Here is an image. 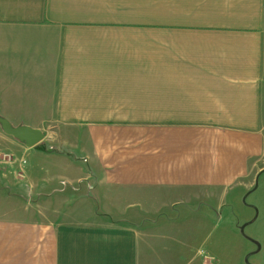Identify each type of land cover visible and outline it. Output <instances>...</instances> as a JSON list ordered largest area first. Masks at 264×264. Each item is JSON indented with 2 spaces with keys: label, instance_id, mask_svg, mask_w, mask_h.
I'll return each instance as SVG.
<instances>
[{
  "label": "crops",
  "instance_id": "0c3cea01",
  "mask_svg": "<svg viewBox=\"0 0 264 264\" xmlns=\"http://www.w3.org/2000/svg\"><path fill=\"white\" fill-rule=\"evenodd\" d=\"M0 117V264H264V0H0Z\"/></svg>",
  "mask_w": 264,
  "mask_h": 264
},
{
  "label": "rangeland",
  "instance_id": "374dc122",
  "mask_svg": "<svg viewBox=\"0 0 264 264\" xmlns=\"http://www.w3.org/2000/svg\"><path fill=\"white\" fill-rule=\"evenodd\" d=\"M4 154L10 155L13 158V160L15 159V163H14L12 170L16 169L20 164V161L17 160L18 158H17L16 154L14 152H9V153H4ZM4 154L2 153V155L0 157V209L3 208L5 206V204L13 207L12 203L4 200L3 193L9 192L12 194H17L15 192H12L11 189L7 188L9 185H8V183H5L4 178L2 176V173H7V170L4 169V166H5ZM31 156L32 157L30 160L32 161L34 154L32 153ZM27 157L30 158V155ZM28 158H27V161H28ZM3 169H4V172H3ZM261 190H262V188H261ZM257 194H259V193H257ZM246 203H247V205H245L243 203V204H240V205L238 204L235 206L236 215H235V220H233V221H231V220L228 221V220L222 219L221 221L212 222V226H210V227H209L210 222L204 221L203 225H202V230H201L202 231L201 232V234H202L201 238L198 237L197 240L195 241L196 237H189L188 238L189 246L195 245L196 250H198V249L200 250L199 254L201 253L200 255L202 257L206 255V256H208V259H212L214 261H216V259H219L220 261L222 260V257L218 254L221 252L220 251H213L211 249V247H214V248L218 247L219 249L222 250V249H224V247H226V245H229L233 249L237 250L241 245V240L237 236H234L232 231L231 232H228V231L224 232V228H227L228 224H232L234 222L236 223V226H237L240 224H244L246 221H248L247 220L248 218H244L246 215H244V217H243L242 212H241V208H243V205H245L244 208L248 209L246 211L247 214L250 213V215H253V212H254V214L256 213L255 210L260 211V214H258V220L254 223V225L251 228H248L249 234H251V235L258 234V231L260 230L261 226L264 225V221L262 220L263 215H262V212L260 209L261 208L260 203L255 201V197L253 195H252V197L247 198ZM257 206L260 208H258ZM229 209H232V208H231L230 202L227 201L225 203V205L222 206L221 212L226 213ZM182 224H183L184 228H186L188 222L182 221L181 225ZM189 232H190V228H189ZM207 237H208V240L205 241L207 239ZM235 250H233V251H235ZM232 255H234V254H232ZM247 256H248V253L243 258V264H244V260ZM236 258H237V255H235L234 262L236 261ZM250 259H252V256L250 257ZM252 261H254V259L251 260V263H253Z\"/></svg>",
  "mask_w": 264,
  "mask_h": 264
},
{
  "label": "water",
  "instance_id": "95a60500",
  "mask_svg": "<svg viewBox=\"0 0 264 264\" xmlns=\"http://www.w3.org/2000/svg\"><path fill=\"white\" fill-rule=\"evenodd\" d=\"M0 124L7 135L25 143L29 148L35 147L44 139V134L40 130L26 126L15 127L8 120L1 117Z\"/></svg>",
  "mask_w": 264,
  "mask_h": 264
},
{
  "label": "built area",
  "instance_id": "2783aa9c",
  "mask_svg": "<svg viewBox=\"0 0 264 264\" xmlns=\"http://www.w3.org/2000/svg\"><path fill=\"white\" fill-rule=\"evenodd\" d=\"M4 161L6 163H8V164H14L15 159L13 160V158L10 155H4ZM21 164H22V167H25L26 161L22 160ZM17 176L20 179H24V174L23 173H19V174H17Z\"/></svg>",
  "mask_w": 264,
  "mask_h": 264
}]
</instances>
